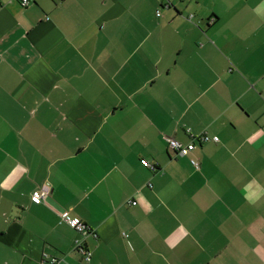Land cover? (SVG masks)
<instances>
[{
    "label": "crops",
    "instance_id": "obj_1",
    "mask_svg": "<svg viewBox=\"0 0 264 264\" xmlns=\"http://www.w3.org/2000/svg\"><path fill=\"white\" fill-rule=\"evenodd\" d=\"M0 264H264V0H0Z\"/></svg>",
    "mask_w": 264,
    "mask_h": 264
},
{
    "label": "built area",
    "instance_id": "obj_2",
    "mask_svg": "<svg viewBox=\"0 0 264 264\" xmlns=\"http://www.w3.org/2000/svg\"><path fill=\"white\" fill-rule=\"evenodd\" d=\"M20 1L22 2L23 5H28L30 2V0H20ZM158 14H160V13H158ZM192 136L194 139L199 138L203 141H208L210 139H214L217 141L219 139L218 136L211 137L207 133H201L197 136H195V135H192ZM164 139L168 142V145L171 148H173L177 154H180V155H187L195 147V141L194 140H192L191 142H189L187 144H184V143L180 142L179 140H177L176 138L169 136V135H164ZM141 162L145 167H148L152 170H156L158 168L157 163H154L147 158H142ZM192 163L196 167H200V163L196 159H192ZM43 197H44V192L40 191V190H36L33 193L32 199H33V201L39 203L42 201ZM128 202L130 204H133V205L137 203V201L134 199H130ZM63 217H64L65 221H67L71 225H73L77 230L82 232L86 237L89 235H94L97 237V233L94 230H92L90 227H88L85 223H83L80 218H78V217L71 218L68 214H65ZM78 248H79L83 258L85 260L89 261L92 257V251L90 250V248L86 245H83V244H79ZM43 258H44V261H47L50 258L49 253L45 252L43 254ZM56 261H57L56 258H54L52 260L53 263H56Z\"/></svg>",
    "mask_w": 264,
    "mask_h": 264
}]
</instances>
